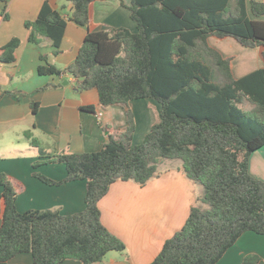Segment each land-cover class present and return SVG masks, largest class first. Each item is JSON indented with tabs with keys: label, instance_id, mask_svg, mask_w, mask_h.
I'll list each match as a JSON object with an SVG mask.
<instances>
[{
	"label": "trees",
	"instance_id": "trees-1",
	"mask_svg": "<svg viewBox=\"0 0 264 264\" xmlns=\"http://www.w3.org/2000/svg\"><path fill=\"white\" fill-rule=\"evenodd\" d=\"M65 1L74 6L69 19L45 2L37 19L25 23L30 42L49 38L54 55L60 53L68 20L90 29L92 4L106 0ZM130 11L137 33L89 31L71 66L60 69L41 56L45 64L39 74L71 75L79 91L98 90L102 107L156 100L162 105L160 120L133 146L136 121L129 109L120 139L111 137L102 150L51 156V162L66 166L64 182H87L82 212H20L17 188L1 174L0 264L23 253L32 254L35 264L70 259L96 264L111 252L125 251L102 223L100 201L117 181L144 187L160 175L164 160L183 162L190 180L203 186L202 202L209 209L193 206L184 227L165 242L153 264H217L244 233L264 235V181L249 170L252 154L264 147V1L131 0ZM210 38H232L257 49L263 67L236 78L234 58L212 48ZM20 45L14 38L2 47L0 63L16 62ZM246 101L254 106L250 112L243 108ZM37 108L34 104L35 113ZM261 261L252 254L243 264Z\"/></svg>",
	"mask_w": 264,
	"mask_h": 264
},
{
	"label": "crops",
	"instance_id": "crops-1",
	"mask_svg": "<svg viewBox=\"0 0 264 264\" xmlns=\"http://www.w3.org/2000/svg\"><path fill=\"white\" fill-rule=\"evenodd\" d=\"M45 2L62 11L66 19L74 11L73 4L65 0H8L0 4V50L14 38L21 42L16 62L0 63V175L6 174L15 184L20 212L50 210L73 215L86 207L87 182H64L67 168L63 163L51 162V156L102 150L111 137L120 139L127 127L129 109L135 116L133 146H137L160 120L162 105L153 99H141L128 106L102 107L98 90L79 91L71 75L39 74L40 65L45 64L41 56L60 69L71 66L89 31L125 28L137 33V24L131 17V0L92 4L90 29L68 20L57 55L47 37H41L40 44L31 43L30 30L25 27L26 22L37 19ZM232 40L210 38L209 44L228 58L226 43L232 45ZM258 57L261 61L257 50L254 58ZM262 67V61L252 65L246 60H234L233 74L242 78ZM50 85L53 87H47ZM34 104L38 105L37 113ZM36 163L39 165L35 166ZM249 170L264 181V147L252 154ZM159 172L144 187L134 181H117L100 201L102 223L126 249L111 252L96 264H153L165 242L184 227L193 206L209 209L202 202L203 186L190 180L181 160H164ZM2 191L0 186V195ZM252 254L258 255L262 259L260 264H264V235L249 231L217 264H243L245 257ZM10 264H35V261L32 254L23 253ZM60 264L83 263L70 259Z\"/></svg>",
	"mask_w": 264,
	"mask_h": 264
},
{
	"label": "rangeland",
	"instance_id": "rangeland-1",
	"mask_svg": "<svg viewBox=\"0 0 264 264\" xmlns=\"http://www.w3.org/2000/svg\"><path fill=\"white\" fill-rule=\"evenodd\" d=\"M232 41H233L232 45H227L229 42L226 43V48H227L226 52H228V54H230V57H233L235 61L240 62L241 60L242 61L246 60L249 63H251L252 65L256 64L257 61L261 62L259 60V57L257 60H256V58H254V54L257 53L256 49L244 48L238 42H236L234 40H232ZM217 80H220V77H217ZM243 108L246 111L250 112L254 109V106L251 103H249L248 101H246L243 104Z\"/></svg>",
	"mask_w": 264,
	"mask_h": 264
},
{
	"label": "water",
	"instance_id": "water-1",
	"mask_svg": "<svg viewBox=\"0 0 264 264\" xmlns=\"http://www.w3.org/2000/svg\"><path fill=\"white\" fill-rule=\"evenodd\" d=\"M65 84H68V82L65 81Z\"/></svg>",
	"mask_w": 264,
	"mask_h": 264
},
{
	"label": "built area",
	"instance_id": "built-area-1",
	"mask_svg": "<svg viewBox=\"0 0 264 264\" xmlns=\"http://www.w3.org/2000/svg\"><path fill=\"white\" fill-rule=\"evenodd\" d=\"M261 1H264V0H261Z\"/></svg>",
	"mask_w": 264,
	"mask_h": 264
}]
</instances>
